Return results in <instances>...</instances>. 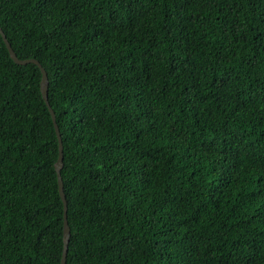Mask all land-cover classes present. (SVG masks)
I'll return each instance as SVG.
<instances>
[{"label":"trees","instance_id":"trees-1","mask_svg":"<svg viewBox=\"0 0 264 264\" xmlns=\"http://www.w3.org/2000/svg\"><path fill=\"white\" fill-rule=\"evenodd\" d=\"M63 146L66 264H264V0H0ZM0 36V264H60L58 140Z\"/></svg>","mask_w":264,"mask_h":264},{"label":"water","instance_id":"water-1","mask_svg":"<svg viewBox=\"0 0 264 264\" xmlns=\"http://www.w3.org/2000/svg\"><path fill=\"white\" fill-rule=\"evenodd\" d=\"M0 36L2 38V41L7 49L8 55L10 57V59L18 66H26L28 64H34L36 65L41 73V80H40V93L42 96V99L44 100V103L47 106V109L50 113L52 122H53V126H54V130L56 133V137L58 140V157H57V161L55 163V171H56V175H57V186H58V193L59 196L61 198V201L63 203V238H62V254H61V259H60V264H66V258H67V252H68V243H69V238H70V229L67 223V203L65 200V195L63 192V182H62V178H61V169L63 167V146H62V142H61V137H60V133H59V129L56 125V121H55V115L52 111V109L49 106L48 103V78H47V74L45 72V70L42 68V66L33 59H28V60H19L15 53L13 52L10 44L8 43L3 31L0 28Z\"/></svg>","mask_w":264,"mask_h":264}]
</instances>
